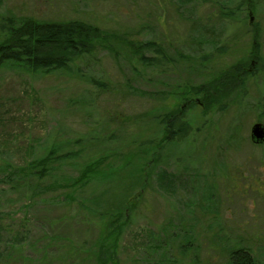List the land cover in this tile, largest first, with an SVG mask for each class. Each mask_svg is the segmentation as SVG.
<instances>
[{
  "label": "rangeland",
  "instance_id": "obj_1",
  "mask_svg": "<svg viewBox=\"0 0 264 264\" xmlns=\"http://www.w3.org/2000/svg\"><path fill=\"white\" fill-rule=\"evenodd\" d=\"M210 1L187 7H193L192 20L217 15L222 6ZM241 1L231 0L230 7ZM253 1L251 18L235 13L232 21L219 18V26L213 19L209 33L200 32L207 40L194 51L197 46L183 43L191 22L175 14L174 0H0V15L18 22L81 18L103 30L89 65L47 75L21 65L0 67V158L30 171L29 162L59 128L63 136L55 139L83 151L78 165L103 158L101 184L93 188L71 185L80 173L70 164H55L45 180L5 174L0 264H99L109 252L117 264H225L211 244L212 223L248 249L254 264H264V144L250 140L252 125L264 126V0ZM147 41L162 48L166 65L139 63L134 50ZM254 51L258 63L247 76ZM236 66L242 73L227 97L207 107L199 87ZM169 114L187 120L189 136L171 148L168 160L148 169L141 190L138 167L153 151L136 155L142 143L162 136ZM121 194L132 203L129 211L121 208L126 199L123 205L116 199ZM180 226L198 247L194 263L177 250L184 235L168 237Z\"/></svg>",
  "mask_w": 264,
  "mask_h": 264
},
{
  "label": "trees",
  "instance_id": "obj_2",
  "mask_svg": "<svg viewBox=\"0 0 264 264\" xmlns=\"http://www.w3.org/2000/svg\"><path fill=\"white\" fill-rule=\"evenodd\" d=\"M167 1L170 4L173 0ZM195 2L196 4L201 5L208 3L209 0H174L175 6H173L175 14L180 19L191 22L189 28L192 33L188 36L189 41L186 39L183 40V43L187 42L192 46H197V49L194 51H197L199 46L204 45V42L207 40L201 33H209L211 27L207 26L213 22V19L217 20L216 22L219 26L221 24L219 18H224L227 21L229 19L232 21L234 19L232 16H235V13L241 14L243 15L242 17H245L246 10L255 11L256 9L255 2L253 0H243L239 4H236L234 8L230 7L232 4L231 0H222L220 2L221 4L217 0H211L210 2H212L214 5L222 6L219 7L220 9H217V15L216 13H211L206 17V20L203 21L199 19L196 22L195 20H192L193 16L191 14V10L193 7L187 9V7L191 6ZM164 7L165 5L163 8ZM185 14L188 15L184 16ZM159 19L163 18L160 17ZM197 32H199L198 36ZM102 39L103 30H101L97 24L81 18L42 22H38L33 19H26L24 22H18L11 16L0 15V67H3L7 64L21 65L32 74L47 75L52 72L67 69L73 65L76 66L77 64L86 66L89 65L91 60L95 59L94 54L97 47L101 45L100 42H102ZM210 41H213L209 42L211 45L215 43L214 40ZM182 45L183 46L181 47L186 46V44ZM161 49L162 48H160V46H156V42L154 41L141 42L138 44L137 48H135L134 56L144 67H160L166 65L164 63L166 57L161 52ZM150 50L153 52L152 56H148L146 54V52ZM180 58L183 60H188L189 55H180ZM241 73L242 67L236 66L229 72L221 73L220 76H218V78L215 79V81H212L210 84L201 85L196 93L200 94V99L203 100L207 107L219 104L220 101L227 97L230 90L233 88L236 75H241ZM92 83H95L96 86H101V83L96 82L95 80H93ZM161 125L163 126L160 129L162 136L155 142L148 141L150 144L148 143L147 145H144L145 143H142L141 147L143 148H140L138 155H136L139 159L142 155L145 156L151 154V151H153L151 159L147 161L143 167H138L137 174L140 176L141 180H143L139 181V183L143 182L142 184H139V188L141 190L145 189L147 186L146 178H149L148 176L150 174L149 172L147 175L148 169L151 166L153 167L159 163H162L163 160H168L172 153L171 148L182 145L190 133V127L187 120H181L178 116L173 114L164 116ZM63 129L64 128H59L56 130V132H52L50 136H47L39 148V150L42 149L43 153L33 158L29 162L27 167H29L30 171L28 172L26 167L23 169L18 168L16 170L10 161L5 162L4 159L0 158V181L10 176V173H12V175L17 173L16 176L19 178L30 173V177H36L38 180H45L48 178L51 179L50 170L55 164L60 166L70 164L73 165L74 168H77L79 170L78 172L80 173L77 178L71 180V185L86 186L90 183L92 184V188L99 186L102 180L99 176L102 174L100 167L101 163L103 162V158L86 162L82 166L78 165L76 163L77 158L81 157V153L83 151L81 149H77L75 151L68 150L67 148L69 146V140L58 141V139H55L60 137L62 138L64 131ZM72 143L79 145L81 144V140L74 141ZM163 143H166V145L162 147ZM150 147L152 148L150 149ZM181 160V158L177 157L176 163L179 164ZM183 172L184 170L180 171L181 174ZM103 175L101 177H106L105 173ZM96 178H99V181L95 182L94 179ZM162 179H164V176ZM212 196L210 200H212ZM116 199H119V205H123L126 199V202L121 208L122 210L124 208L125 210L129 211L132 203H128L124 194H121L119 198ZM201 213H204V211H201ZM215 220L217 219L215 218ZM211 225L213 226L211 244L215 246L214 248L216 249L217 253H222V255L225 257V264L255 263L248 249L243 248L241 245L235 243L230 237H228V235H221L223 232V226L221 224L212 223ZM122 228L123 224H120L117 227L118 232ZM176 228V234H171L168 237H175V235L178 236L180 234L184 235L182 236L181 241L177 242V250L183 256L191 254L193 257L192 263H194L197 257L196 252L198 249L197 246H194V238H191L190 233L185 230V227L180 226ZM168 230H171V225L168 228L165 227L162 230V233L164 235H168ZM223 243L226 245V247L222 248L220 245ZM99 264H117L114 253L109 252L107 255L101 257Z\"/></svg>",
  "mask_w": 264,
  "mask_h": 264
},
{
  "label": "water",
  "instance_id": "obj_3",
  "mask_svg": "<svg viewBox=\"0 0 264 264\" xmlns=\"http://www.w3.org/2000/svg\"><path fill=\"white\" fill-rule=\"evenodd\" d=\"M250 140L255 145L264 143V126L262 124L256 123L252 125L250 129Z\"/></svg>",
  "mask_w": 264,
  "mask_h": 264
},
{
  "label": "flooded vegetation",
  "instance_id": "obj_4",
  "mask_svg": "<svg viewBox=\"0 0 264 264\" xmlns=\"http://www.w3.org/2000/svg\"><path fill=\"white\" fill-rule=\"evenodd\" d=\"M251 14H252V11H246V15L245 16H248L249 15V17L251 18L252 16H251ZM259 28H255L254 29V34L255 35H257V34H259ZM256 51H254V54H252V59L250 60V67H249V69H247L246 70V74H247V76L250 74V72H251V70L253 69V68H255L256 67V64L258 63V56L256 55ZM251 68V69H250ZM252 143V142H251ZM253 144V143H252ZM264 144V143H263ZM263 144H259V145H257V146H260V145H263ZM253 145H255V144H253ZM256 146V145H255Z\"/></svg>",
  "mask_w": 264,
  "mask_h": 264
}]
</instances>
